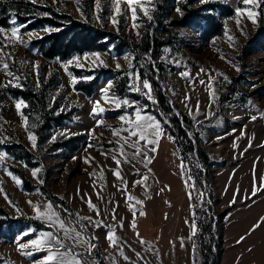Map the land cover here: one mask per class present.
I'll return each instance as SVG.
<instances>
[{
    "label": "rangeland",
    "instance_id": "1",
    "mask_svg": "<svg viewBox=\"0 0 264 264\" xmlns=\"http://www.w3.org/2000/svg\"><path fill=\"white\" fill-rule=\"evenodd\" d=\"M186 1L165 0L166 8L163 15L160 16V27L156 25V17H158L156 0H139L138 3H134L133 7L137 12L135 20L122 0V14L116 16L118 21L116 26L107 19L110 14L107 0H101L102 24L92 16L93 0H80L79 7L84 13V17L88 18L87 22L76 11V7L70 0H56V2L54 0H39L36 5L48 7L50 12L55 15H67L94 29L123 37L127 42L137 43L145 32L151 33L160 40H165L166 44L163 47L161 58V62L164 64V90L177 109L193 121L194 127L200 132L202 146L207 150L213 162V165L208 169L210 182L205 191L199 193L198 200L199 208L203 209L204 202L206 203L204 195L205 197L210 195V200L207 202L212 205L213 211L217 214L218 247L215 250V264H264V219H262L264 218V181H261V177H264V116H262L264 114V33H258L259 28H264V0H255V3L249 4L242 3V0H207L205 3L197 0L192 5L196 9L209 2L227 4L235 11L237 8L241 9L238 16L236 14L234 17H221L224 23L223 34L210 40L203 37L200 25L202 23L199 21L195 22L190 19L185 26L174 23V21L180 20L185 13L181 4ZM141 4L148 9V14L152 17L151 20L143 15ZM177 8L180 9V12L176 11ZM249 11L253 13L255 23L248 18ZM12 19L16 20L17 25L24 24L12 16L9 26L4 28L5 30H10L15 26L11 23ZM237 20L240 21L239 28L243 29V34L237 27ZM133 23L139 27L133 28ZM42 29L27 31L24 28L22 33L36 32L42 38L48 34ZM137 31L140 33L139 36L136 35ZM225 32H227V36ZM228 37H233V39L229 41ZM38 39L40 38L34 36L27 48L21 45H17L15 48L9 47L6 51L12 52L16 60L15 64L9 62V67L15 75L21 78L19 80L21 85L30 81L36 86L41 80L47 84L50 83L51 91L59 99L60 107L72 112V117L62 126L54 125L51 131H48L50 134L48 139H46L47 135L42 137L43 140L36 135L38 148L34 150L23 126V118L15 107L18 100L9 96L5 92V88H1L3 99H0V117L3 119H0V125H2L0 127V141H2L0 142V153H5L6 157L4 166L0 167V181L3 182L4 192L7 193L8 200H11L12 204L4 198L3 194H0V208L6 211L9 218L21 219L13 222L10 227L4 225L0 229V255L5 258V262L10 260L14 264H33V262L41 261L47 254L40 251L34 253L32 257H26L16 249V240L21 233L33 228L37 230L30 236H24L20 241V243H24L35 238L40 231L52 230H39L27 222L33 220L49 228L42 220L33 218L35 213L27 203L31 200L43 206L46 201H50L42 193L44 187L52 195L63 197L62 200L68 204L73 213H79L80 216H91L97 221L103 220L105 224H112L115 227L116 236L120 237L124 255L130 258L129 261H125L119 254V247L109 246L105 239L107 229H97L88 225L85 233L86 236L98 237V240L93 241L96 248L93 249L92 256H95L98 249L106 264H113V261L115 264H177L179 250H185L181 259L182 264H208L209 252L206 250V246L211 240L209 237H202V241H198L192 206L191 190L198 189L193 177L188 185L185 183L190 177H187V172L192 167L190 165L187 170L181 168L182 159L175 141L168 138L171 136L169 132L163 128L164 135L159 140L157 151L149 152V155L154 159L150 164H147V167L139 162L142 157L132 161L140 173L149 176L145 182L150 186L148 190L139 185L133 186L132 182L141 177L135 173L130 164H125L121 158V175L128 182V191L132 196L143 201L142 205L136 204L135 201L126 203L125 194L118 190V187L123 188V184L109 170L116 168L117 165L110 157L106 159L100 154L102 151L116 147L115 143L109 144L108 140L115 142L117 138L107 128L96 127V120L102 118L105 124L119 128L122 122L117 118L125 114V111L131 114L133 109L111 110L114 106L106 105L101 101L102 106L110 110L103 113L102 116L93 118L89 115L92 111V104L89 101L100 99V89L109 80L114 81L113 90L117 96L136 101L129 94L119 95L117 74L120 72L115 70V64L119 62L124 70L128 71L127 62L123 56L134 57L133 53L129 49L119 53L115 47L111 48V51L109 49L98 51L101 54V59L108 64L107 68L93 66L91 61L95 58L90 56L88 60H84V54H73L65 61L47 60L32 45ZM76 56L82 58L79 63L83 67L76 66L77 61L73 60ZM113 57H116V60ZM134 59L132 71L139 73ZM70 60L73 62L68 65L66 72L61 64H67ZM20 61L30 63L21 66ZM33 63L36 64L35 70L32 67ZM96 64L99 65V61H96ZM232 65L238 66L240 70L236 71ZM201 69L209 73L213 79L209 80V76L205 75V72H201ZM93 70H111L112 72L102 79L92 97L74 91L75 85L72 84V76L77 78L75 84L80 81H88L89 79L83 78L87 77V72ZM184 71L189 72L188 78L181 77L180 73ZM68 73H72V76ZM218 73L226 75L228 80ZM197 74H199L198 77ZM9 79L3 72H0V82L7 83ZM200 79H203L205 83H199ZM129 93L135 92L129 90ZM185 95L190 99L185 101ZM53 101L54 99L50 100V104ZM137 106L145 107L141 101ZM24 109L22 108L21 111L23 112ZM150 114L154 116L152 113ZM253 116L256 119H251ZM234 117H239V119H234ZM93 128L97 134L103 133V136L99 138V143L88 135V130ZM28 130L32 132L29 125ZM61 132H67L69 135H58ZM53 135H56V140L50 142ZM76 136H81L83 139L70 145L69 148L79 145L74 152L56 147V144L66 142ZM89 143L97 144V147L95 149L87 148ZM234 143L237 145L236 147L233 146ZM86 148L87 151H85ZM15 150L21 152L26 161L16 159L10 154ZM126 151L130 153L133 150L126 147ZM89 154L95 157V161L103 167L102 172L96 163L89 166L83 162V157ZM116 154L118 155V153ZM74 157L75 159H73ZM118 158H120L119 155ZM129 159L131 160V156ZM38 167L42 168V171L38 173L44 180L42 185L31 174L32 169ZM14 169H21L26 173L34 187L33 190L28 191L21 179L22 184L18 186L7 175L8 172H11L19 178L13 171ZM148 169L151 171L149 172ZM94 170L96 176H90L89 173ZM101 175L103 179L100 178ZM93 184H95V188ZM254 187L257 189L256 195H252ZM97 192L103 199L97 198ZM85 194L87 197H91L92 203L100 209L99 216L89 209L84 200L80 198ZM201 194H203L202 197ZM129 203L135 207V217L128 210ZM13 204L16 207H13ZM52 204L54 206L61 205L55 202ZM114 205H118L115 208V220L111 215ZM17 208L20 209L19 212L16 210ZM141 210L146 215H140ZM57 211H60L61 218L66 223L75 222L74 216H67L59 208ZM208 213L210 212L208 211ZM121 217L124 218L122 229L117 224ZM133 219L137 224L135 229L130 227V222ZM82 223L88 224L87 221ZM193 225L196 226L194 237L191 236ZM75 226L79 230V225ZM137 232L139 236L136 235ZM141 239L146 243H140ZM181 240H183V245ZM194 245L195 251H193ZM150 246L151 251L148 250ZM75 251H81V249L77 248ZM135 253H140L143 260ZM87 260L91 264L92 258L88 257Z\"/></svg>",
    "mask_w": 264,
    "mask_h": 264
},
{
    "label": "trees",
    "instance_id": "2",
    "mask_svg": "<svg viewBox=\"0 0 264 264\" xmlns=\"http://www.w3.org/2000/svg\"><path fill=\"white\" fill-rule=\"evenodd\" d=\"M196 1L187 0L182 3L181 8L185 13L180 20H176L174 23L185 26L190 19L195 22L199 21V23H202L200 25L205 39L210 40L221 36L224 31V23L221 17L236 16L235 9L221 2H209L196 9L192 7ZM156 2L158 3V17L155 16L156 25L160 27V16L163 15L166 8L165 0H156ZM46 13L47 15H45ZM12 16H15L19 22L27 24V31L42 29L46 26L60 29V31L50 32L32 43L47 60L59 59L65 61L73 54L83 55L85 53L107 51L111 45H114L119 53L126 49H129L133 53L135 57L134 63L139 71V78L141 81L144 79L149 81L152 86V96L158 103H153L152 100L147 99V97L140 93H129L131 78L123 75L122 72L117 74L119 77L117 91L121 96L129 94L136 101H141L147 107V111L152 113L157 120L161 121L162 127L174 137L184 170L189 169L191 165L192 168L187 172V177L190 176L195 179L198 189L191 190L193 213L198 231L197 237L198 241H202V237L210 238L211 241L206 246V250L209 252L207 263L215 264V250L218 247L217 214L213 211L212 205L207 202L210 200V195L206 197L204 195L206 203L204 202L205 206L203 209L199 208L198 200L199 193L205 191L207 184L210 182L208 169L213 165V162L207 150L202 146L200 132L194 127L193 121L177 109L164 90V64L161 62V58L163 47L166 44L165 40H160L151 33L145 32L137 43L127 42L123 37H117L113 33L94 29L67 15H55L50 12L48 7L30 3L29 0H0V27L7 28ZM258 33L263 34L264 28H259ZM111 72V70H93L87 72V77L93 78L75 84V91L83 93L87 97H92L102 79ZM5 92L14 99H22L27 104L23 112L28 117L29 128L41 140H43L42 137L45 135H47L46 139L50 137L48 131H51L54 125L62 126L64 122L71 120L72 112L60 107L59 99L51 91V84H47L43 80L36 86L30 81L24 82L22 87L18 88L9 86L5 88ZM0 99H3L1 88ZM52 99L54 101L50 104V100ZM33 124H35V127H32ZM82 139L81 136H76L66 142L56 144V147L74 152L78 149L79 145L69 148L70 145ZM10 154L16 159L26 161L18 150L11 151ZM13 171L23 181L28 191L33 190L34 187L23 170L14 169ZM42 193L50 201L63 205L64 208L73 213L64 200L52 195L46 188H42ZM0 215V229L4 225L10 227L13 222L21 220L20 218H9L3 208H0ZM27 222L33 224L39 230L50 229L33 220H28ZM94 257L99 264H106L98 249Z\"/></svg>",
    "mask_w": 264,
    "mask_h": 264
},
{
    "label": "snow or ice",
    "instance_id": "3",
    "mask_svg": "<svg viewBox=\"0 0 264 264\" xmlns=\"http://www.w3.org/2000/svg\"><path fill=\"white\" fill-rule=\"evenodd\" d=\"M30 3L37 4L39 0H29ZM56 2V0H54ZM70 2L76 7V11L80 13L82 17H84V13L81 11L79 5L80 0H70ZM121 2L122 0H107V6L109 9V15L107 16V19L109 22H111L114 26L118 25V21L116 19V16L121 15ZM139 0H124V3L127 6L128 11L131 13V16L133 20H135L137 16L136 8L133 7L134 3H138ZM207 0H201V3H205ZM242 3L249 4V3H255V0H242ZM143 15L147 17L148 20H151L152 17L148 14V9L143 6V4L140 5ZM177 12H180V9H176ZM103 12V8L101 6V0H93V8H92V16L95 18V20L102 24L103 17L101 13ZM241 9H236L237 16L240 14ZM47 15V13L45 14ZM182 15V13H181ZM87 22V17H84ZM248 18L252 20L253 23H255V20L253 18V13L251 11L248 12ZM11 23L15 25L10 30H5L3 27H0V72H3L7 77L10 79L5 82H0V88H7L9 86L12 87H22V85L19 83V80L21 79L19 76L15 75L13 71H11L9 67V62L15 64L16 60L14 58V54L12 52L6 51L9 47L15 48L17 45H21L25 48L29 46V42L31 39L35 36L36 38H41L39 33L36 32H27L22 33V29L26 28V24L17 25V22L15 19L11 20ZM237 27L243 34V29L239 28L240 21L237 20ZM139 25L136 23H133V28H138ZM118 30V28H117ZM45 33H50L53 31H60V29L57 28H51V27H45L42 29ZM137 36L140 35V33L137 31ZM225 35L227 36V32H225ZM25 36H27V39H25ZM229 41L233 39V37H228ZM114 45L109 46V51H111V48H113ZM165 51H168V49H165ZM94 57L95 59L91 61L93 66H103L105 68L108 67V64L101 59V54L99 52H93V53H85L83 59L88 60L89 57ZM224 58L223 56L221 57ZM82 58L80 56H76L73 58V60L77 61L76 66L77 67H83L79 63V61ZM114 60H116V57H113ZM123 59L127 62V68L128 71H125L122 65L117 62L115 64V70L122 72L123 75L129 76L131 78L130 84H129V90L133 92L140 93L141 95H144L147 97V99L152 100L153 103H158L154 100L152 96V86L149 83L147 79L140 80L139 73L133 72L132 69L134 68L133 59L131 55H125L123 56ZM96 61H99V65L96 64ZM72 60L68 61L67 64H61L64 71H68V65L72 64ZM25 61H20L21 66H23ZM229 63H231L229 61ZM33 69L35 70L36 64H32ZM236 69V71H239V67L236 65H232ZM201 72H205L204 69L200 70ZM70 76H72V73H68ZM182 78H188L189 72L184 71L180 73ZM205 75L209 76V80H212L213 77L205 72ZM218 75H222L225 80H228V77L224 75L223 73H218ZM199 74H197V77ZM26 78V77H25ZM93 77H84L83 79H92ZM77 82V78L75 76H72V84L75 85ZM230 82V81H229ZM199 83L204 84L205 81L203 79L199 80ZM210 86V85H209ZM114 89V81L109 80L107 84L100 89V99L98 100H90L89 103L92 104V111L89 113L90 116L93 118H96L97 116H102L103 113L110 109H106L104 106H102L101 101L104 102L106 105L114 106L111 110H117L124 108L125 110L127 108H132L133 112L131 114H128L125 111V114L119 116L117 119L122 122L121 127L119 128H113L111 125L105 124L104 120L97 119L96 120V127H105L108 130L112 132V135L116 137L117 139L115 142L113 140H108L109 144L115 143L116 147L109 149L108 151H102L100 154L103 155L106 159L111 158L115 164L117 165L114 169H109L113 176L121 181V184H123V188H119V191H122L125 194L126 203L135 201L136 204H143V201L139 200L137 197H134L130 194L128 191V182L125 180V178L121 175V158H123V162L125 164H130L135 173L139 175L141 178L134 180L132 182L133 186H141L145 188V190H148L150 188L149 185H147L145 182L149 179V176L144 173H140V170L138 168H135V164L132 163V161L137 160V158L142 157L140 159V163L144 164L145 167H147V164H150L152 160L154 159L153 156L149 155V152L155 153L159 147V140L164 135V129L162 127L161 121L157 120L154 116H152L150 113L146 111L145 107H138L139 101H130L127 97L121 98L116 95ZM73 90L75 91V88L73 87ZM190 98L185 95L184 100L187 101ZM251 104V101H249ZM80 107H83L82 105H79ZM188 106L187 104L185 105ZM15 107L18 111V114L23 118V126L25 128V131L28 135V139L30 141L32 149H37V137L35 134H33L31 131L28 130V117L23 114L21 111L22 108H26L27 104L21 99L18 100L15 104ZM198 108V105H197ZM189 112L191 113V109L189 108ZM179 115V113H177ZM264 116V114H262ZM0 119H3V117H0ZM193 119H195V116H193ZM234 119H239V117H234ZM251 119H256L255 116L251 117ZM124 125H127L126 127ZM2 127V125H0ZM32 127H35V124L32 125ZM126 133V135H124ZM58 135L66 136L69 135L67 132H61L58 133ZM72 135H75V133H72ZM88 135L91 136L94 140L99 143V138L103 136V133L97 134L95 132V128L88 130ZM243 135V133H242ZM170 140H174V137L169 136ZM219 139V137H218ZM56 140V135H53L50 142H53ZM2 142V141H0ZM143 142V143H142ZM102 147V145H100ZM236 147L237 145L234 143L233 145ZM250 146V145H249ZM97 144L89 143L87 145V148H96ZM126 147L128 149H132V152H127ZM87 148L85 151H87ZM118 153V155L116 154ZM129 156H131V160L129 159ZM6 154L0 153V167L4 166V160H5ZM75 159V157L73 158ZM83 162L89 166H91L93 163H96L97 167L101 169V172L103 171V167L98 164V162L95 161V157H92L90 154L88 156L83 157ZM26 167V165H25ZM183 163L181 164V168L183 169ZM42 171V168H34L32 169V176L35 178L38 183L41 185L44 183V180L38 175ZM150 172L151 169H148ZM7 175L11 177V179L19 186L22 184V181L20 178L13 175L11 172H8ZM90 176H96V171L89 173ZM103 179V176L100 177ZM191 180V177H189V180H186V185L189 184ZM261 181H264V177H261ZM115 186V185H114ZM194 186V185H193ZM93 187L95 188V184H93ZM257 189L254 187L252 195H256ZM79 192V190H78ZM0 194L4 195V198L8 200L7 193L4 192L3 188V182L0 181ZM42 195V193H39ZM98 199H103L102 196H100L99 192L96 193ZM190 195V194H189ZM203 194H201V197ZM87 194L84 196H81L80 198L84 200V202L87 204L88 208L91 209L96 213L97 216L100 215V209L92 203L91 197H87ZM151 198L150 196L148 197ZM62 200L63 197H60ZM10 204H12L11 200H8ZM210 202V201H209ZM235 202L234 200L232 201ZM27 203L30 205V207L33 209L35 216L34 219L42 220L47 224V226L52 229L51 231H40L38 235L35 238L29 239L25 241L24 243H20V241L23 239L24 236H30L33 232H36V229H29L28 231H25L20 234L19 237H17L16 240V249L17 251L26 257H32L34 253L36 252H46L47 254L41 259L39 262H33V264H89L87 258L92 257L93 249L96 248V244L93 243V241L98 240V237L96 236H86L85 233L87 232L88 225H91L94 228L100 229L105 228L107 229V232L105 233V239L108 241L110 247H119L120 251L119 254L123 257L125 261H129L130 258L126 255H124L123 252V245L120 244V237L116 236V229L113 227L112 224H105L103 220L97 221L91 216H80L79 213H72L68 209L64 208L63 205H57L54 206L51 201H46L43 206H41L39 203H35L31 200L27 201ZM109 203H112V201H109ZM13 207H16L14 204ZM118 207V205H114L113 211L111 213L113 220L116 219L115 214V208ZM57 208H59L61 211L67 214L69 217H75L74 223H66L64 219L61 218L60 211H57ZM18 212L20 211L19 208L16 209ZM130 212H132L133 217L136 215V210L133 204L129 203V209ZM140 215H146L142 210L140 212ZM264 219V218H262ZM83 221H87L88 224L82 223ZM124 223V218L121 217L119 221H117L118 226L122 229ZM75 225H79V230ZM258 226V225H256ZM130 227L132 229H135L137 227L135 219H133L130 222ZM255 227V226H254ZM192 232L191 236L196 235V226H192ZM137 236H139V233H136ZM243 239V238H242ZM239 242V241H238ZM140 243L144 244L146 243L143 239L140 240ZM181 243L183 245V240H181ZM81 249V251H75V249ZM151 251V246L148 249ZM134 251V250H133ZM193 251H195V245L193 246ZM136 256L140 257V253H135ZM141 260H143V257H140ZM0 264H14L12 261L5 262V258L0 255ZM91 264H98V262L92 258ZM113 264H115V261H113Z\"/></svg>",
    "mask_w": 264,
    "mask_h": 264
},
{
    "label": "bare ground",
    "instance_id": "4",
    "mask_svg": "<svg viewBox=\"0 0 264 264\" xmlns=\"http://www.w3.org/2000/svg\"><path fill=\"white\" fill-rule=\"evenodd\" d=\"M184 251L185 250H179L178 252H177V264H182V257H183V254H184Z\"/></svg>",
    "mask_w": 264,
    "mask_h": 264
},
{
    "label": "crops",
    "instance_id": "5",
    "mask_svg": "<svg viewBox=\"0 0 264 264\" xmlns=\"http://www.w3.org/2000/svg\"><path fill=\"white\" fill-rule=\"evenodd\" d=\"M91 258H94L96 261H97V259L94 257V256H92ZM98 262V261H97ZM99 264V263H98Z\"/></svg>",
    "mask_w": 264,
    "mask_h": 264
}]
</instances>
